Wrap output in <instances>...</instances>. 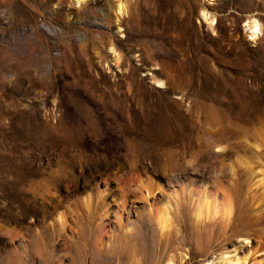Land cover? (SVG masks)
Instances as JSON below:
<instances>
[{
	"label": "rangeland",
	"instance_id": "obj_1",
	"mask_svg": "<svg viewBox=\"0 0 264 264\" xmlns=\"http://www.w3.org/2000/svg\"><path fill=\"white\" fill-rule=\"evenodd\" d=\"M252 18L264 0H0V264L242 263L264 242ZM227 194L230 220L198 217Z\"/></svg>",
	"mask_w": 264,
	"mask_h": 264
},
{
	"label": "bare ground",
	"instance_id": "obj_2",
	"mask_svg": "<svg viewBox=\"0 0 264 264\" xmlns=\"http://www.w3.org/2000/svg\"><path fill=\"white\" fill-rule=\"evenodd\" d=\"M85 1H87V0H76V2L79 3V4L83 3ZM205 2H206V0H205ZM126 9H127L126 4L124 2H122V1H119V3H118V11H119V13L120 14L121 13L124 14L126 12ZM201 15L207 21L209 27H211V28L215 27L214 26L215 22H216V20H215L216 15L215 14H214L215 15L214 16L208 9L204 8L202 10ZM246 24H247V26H249L250 35L253 38V40L255 38H257V36H259V34L261 32L263 33V31H264V27L262 26V24L257 19H253L252 18V20L247 21ZM261 34H260V36H261ZM260 167L261 168L258 171V175H260L261 178L257 182V185H258V187H263L264 188V165H263V163L260 164ZM145 198L147 199L148 202L151 203L152 206L156 205V203H155V201H156V192H147ZM224 198H225L226 202L224 201V202L220 203L218 198L216 197L215 200H214V205L213 206H210L209 200H207L206 198H201L200 202L197 204V207H196L197 210H198V217L199 218L200 217L203 218L205 211H207L209 218H211V216L216 217L217 215H220L223 220H230L231 216L233 215L232 204L230 205V203H228L230 201L229 200L230 197H229L228 194L224 195ZM258 210H259V212H258ZM158 213L159 214H157V219H158L159 228H160L161 232L164 233V232H166L168 230V228H169V226L171 224V219H170L168 213H166V212L164 213L163 211L162 212L158 211ZM255 214L257 215V218H260V219L264 220V206H260V207L256 208L255 209ZM117 220L119 221L120 219H118V217H117ZM65 225H66V222L63 220V222L61 223V226H60L61 230H63L62 228H65ZM245 240H249V239L246 238ZM263 251H264V242L262 241V242H260V244L257 243L255 248L253 246H251V249L248 251V254L245 256V258H244L242 263H241V261L239 259L230 260V259H227V258L226 259L223 258V262H225V264H250L249 259L251 260V259L255 258V256L257 254H259L260 252H263ZM29 252H30V254L32 253V251H29ZM21 259H22V257H21ZM255 260L252 262V264H264V261L263 262L259 261L257 263V262H255ZM78 261H79V259H78ZM73 262L75 264V261H73ZM168 264H172V263L169 262Z\"/></svg>",
	"mask_w": 264,
	"mask_h": 264
}]
</instances>
